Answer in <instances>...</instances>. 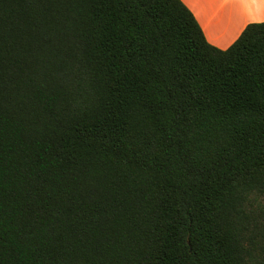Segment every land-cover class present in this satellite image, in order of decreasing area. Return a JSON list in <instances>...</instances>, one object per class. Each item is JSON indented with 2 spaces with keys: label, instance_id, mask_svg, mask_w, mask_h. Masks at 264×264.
Returning <instances> with one entry per match:
<instances>
[{
  "label": "trees",
  "instance_id": "1",
  "mask_svg": "<svg viewBox=\"0 0 264 264\" xmlns=\"http://www.w3.org/2000/svg\"><path fill=\"white\" fill-rule=\"evenodd\" d=\"M0 264H264V22L0 0Z\"/></svg>",
  "mask_w": 264,
  "mask_h": 264
},
{
  "label": "crops",
  "instance_id": "2",
  "mask_svg": "<svg viewBox=\"0 0 264 264\" xmlns=\"http://www.w3.org/2000/svg\"><path fill=\"white\" fill-rule=\"evenodd\" d=\"M209 44L228 48L249 23L264 22V0H181Z\"/></svg>",
  "mask_w": 264,
  "mask_h": 264
}]
</instances>
